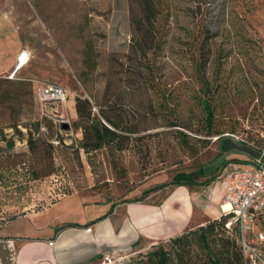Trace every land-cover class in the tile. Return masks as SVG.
I'll return each instance as SVG.
<instances>
[{"label": "rangeland", "instance_id": "rangeland-1", "mask_svg": "<svg viewBox=\"0 0 264 264\" xmlns=\"http://www.w3.org/2000/svg\"><path fill=\"white\" fill-rule=\"evenodd\" d=\"M160 2V16L142 32L144 52L134 43L135 0L4 2L0 12L31 57L14 81L0 78V237L12 222L72 194L101 202L98 214L126 202L162 203L177 174H196L215 158L219 138L264 158V0L233 4L238 19L225 18V0H203L199 9L192 0ZM201 28L212 37L198 70ZM24 79L59 85L68 97L48 104L42 117L31 86L19 85ZM102 126L115 136L98 138ZM216 172L185 186L207 199ZM212 220L198 209L180 248L151 243L113 264H154L149 254L158 248L168 264H210L231 241L219 229L201 241L199 227Z\"/></svg>", "mask_w": 264, "mask_h": 264}, {"label": "crops", "instance_id": "crops-1", "mask_svg": "<svg viewBox=\"0 0 264 264\" xmlns=\"http://www.w3.org/2000/svg\"><path fill=\"white\" fill-rule=\"evenodd\" d=\"M4 2L6 0H0V8ZM11 27L8 18L0 12V78L14 72L18 53L26 50L20 47L21 40L18 42ZM5 58L9 60L7 66L2 65ZM215 143L218 151L205 165V178L229 157L264 161L256 151L230 138H219ZM216 180L207 199L199 200L200 194L195 195L186 186H171L162 203H151L145 208V202H126L114 206L108 213L103 208L99 214L94 205L101 202L68 195L33 217L10 224L8 233L0 237V264H93L104 256H127L151 243L168 241L192 225L198 209L211 219L220 216L222 192ZM130 205L140 208L130 212ZM12 225L20 226V230L15 232ZM24 228L28 234L22 232Z\"/></svg>", "mask_w": 264, "mask_h": 264}, {"label": "built area", "instance_id": "built-area-1", "mask_svg": "<svg viewBox=\"0 0 264 264\" xmlns=\"http://www.w3.org/2000/svg\"><path fill=\"white\" fill-rule=\"evenodd\" d=\"M29 59L30 53L27 50L20 51L16 57L15 70L9 78L12 79ZM31 81L37 88L36 98L42 117H48V104L64 102L68 97L67 91L59 85L40 80ZM250 164L241 166L228 162L219 170L216 180L222 192L219 209L220 215L229 217L225 228L231 230L235 226L236 241L248 264H264V232L260 230L264 223V161L256 159L250 161ZM114 261L104 256L101 264H113Z\"/></svg>", "mask_w": 264, "mask_h": 264}, {"label": "trees", "instance_id": "trees-1", "mask_svg": "<svg viewBox=\"0 0 264 264\" xmlns=\"http://www.w3.org/2000/svg\"><path fill=\"white\" fill-rule=\"evenodd\" d=\"M192 1L197 3L196 7L198 9L203 4V0H192ZM227 2L229 6H227ZM225 3H226L225 14H224L225 18L226 16H228L229 18L238 19L240 13L237 12L233 8V4H239L242 6L243 4L251 5L250 4L251 0H225ZM230 4H232V8H229ZM160 5H161L160 0H135V6L138 11H136V13L131 16V18H132V24H133V33L135 34V38H134L135 48L139 52L145 51V49L143 48V45L146 43V38L143 36L142 32L144 31V33H146L147 26L153 25L156 19L160 16V13H161ZM248 9L247 11H249ZM137 16L141 17L142 20L141 21L137 20L136 19ZM138 34H139V40L137 39ZM200 35H203V38L200 41L199 46L197 47V49L199 50V54H200L199 61L197 62L198 70L203 68L206 61H208V56L205 55L204 57L203 53H205L204 47H205L206 41H208V39L212 37V34L209 32V30H206L204 28L200 29ZM205 54H208V52H206ZM8 81H14V80L10 79ZM18 82H19V85L21 83H27L31 86L32 95L35 101L38 103L37 98H36L37 88L34 86L31 79L18 80ZM38 105L39 104H37V106ZM202 106H203V109L205 110L208 123H211V120L213 117V111L210 107L209 102L207 100H203ZM38 112H39V108H38ZM105 119L109 121L107 117H105ZM14 128L17 129V125H15ZM95 129L97 131V128ZM102 129L105 132L104 137L101 136L99 132L97 133V137L101 138V140L104 141V139L107 138L108 136H115V132L112 130H109L105 126H102ZM228 162L238 163L237 160L228 161L224 159L223 162L218 167H216L217 170L221 169ZM205 169H206V166H203L197 170L196 174H193V175L184 174V173L177 174L173 180L174 186H185V185L193 184L195 178L205 177L204 175L206 174ZM213 179H214V176L210 175L208 178V181L213 180ZM228 218H229L228 216L220 215L218 218L213 219L212 222L208 223L206 226L199 227V230L201 232L200 238L202 242L206 241V238L204 237L205 233H207L208 231H210L211 233V231L215 229L222 230L230 237L231 241H233L231 242L227 238L226 242L220 245L221 250H219L217 253H215L211 257L210 264H248V261L242 255L240 247L236 241L237 231H236L235 226L231 227V230H227L225 228V224L227 223ZM186 238H187L186 234H182L180 236L178 235L174 238L169 239V241L171 242L172 246H174L175 248H180L182 242L185 241ZM149 255H150L149 258L154 259V264H168L169 254L163 248H158L156 251L151 252Z\"/></svg>", "mask_w": 264, "mask_h": 264}, {"label": "bare ground", "instance_id": "bare-ground-1", "mask_svg": "<svg viewBox=\"0 0 264 264\" xmlns=\"http://www.w3.org/2000/svg\"><path fill=\"white\" fill-rule=\"evenodd\" d=\"M210 208H211V207H210ZM211 210H212V208H211ZM210 212H211V211H210ZM212 212H213V210H212ZM212 212H211V213H212ZM214 213H215V212H214ZM212 216H213V215H212Z\"/></svg>", "mask_w": 264, "mask_h": 264}]
</instances>
